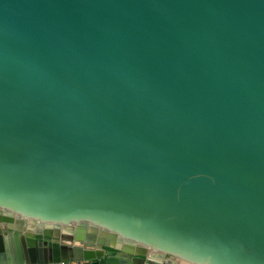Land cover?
<instances>
[{"label":"water","instance_id":"1","mask_svg":"<svg viewBox=\"0 0 264 264\" xmlns=\"http://www.w3.org/2000/svg\"><path fill=\"white\" fill-rule=\"evenodd\" d=\"M167 258L264 264V0H0V264Z\"/></svg>","mask_w":264,"mask_h":264},{"label":"flooded vegetation","instance_id":"2","mask_svg":"<svg viewBox=\"0 0 264 264\" xmlns=\"http://www.w3.org/2000/svg\"><path fill=\"white\" fill-rule=\"evenodd\" d=\"M37 238L39 240H47L48 238H45V237H41V236H37ZM115 253V252H114ZM167 262H169V264H175V262L173 260H170L169 258H167Z\"/></svg>","mask_w":264,"mask_h":264},{"label":"built area","instance_id":"3","mask_svg":"<svg viewBox=\"0 0 264 264\" xmlns=\"http://www.w3.org/2000/svg\"><path fill=\"white\" fill-rule=\"evenodd\" d=\"M57 264H76V263H57Z\"/></svg>","mask_w":264,"mask_h":264}]
</instances>
